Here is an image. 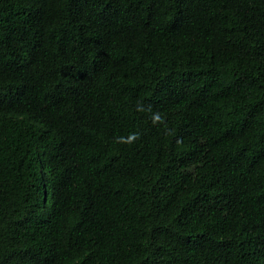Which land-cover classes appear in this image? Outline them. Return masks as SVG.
Here are the masks:
<instances>
[{
	"label": "trees",
	"instance_id": "1",
	"mask_svg": "<svg viewBox=\"0 0 264 264\" xmlns=\"http://www.w3.org/2000/svg\"><path fill=\"white\" fill-rule=\"evenodd\" d=\"M0 264H264V0H0Z\"/></svg>",
	"mask_w": 264,
	"mask_h": 264
}]
</instances>
